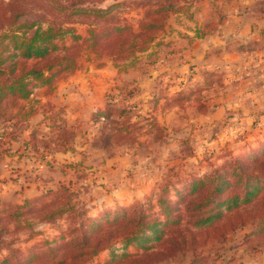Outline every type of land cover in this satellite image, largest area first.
<instances>
[{
	"label": "crops",
	"instance_id": "crops-1",
	"mask_svg": "<svg viewBox=\"0 0 264 264\" xmlns=\"http://www.w3.org/2000/svg\"><path fill=\"white\" fill-rule=\"evenodd\" d=\"M191 8L189 21L182 14L170 15L160 39L165 50L151 65L117 66L107 60L78 68L48 91L42 89L40 101H31L33 114L12 136L9 156L0 154V162L13 161L7 171L0 170V180L12 172L19 155L28 154L39 132L62 128L73 134L71 150L53 148L42 152L46 160L35 159L47 186L64 179L65 164L81 161L89 173L77 186L83 185L90 207L139 200L150 189V180L141 178L145 160L129 149L110 151L97 144L103 120L97 115L110 102L106 95L116 90L130 95L115 97L112 109L126 108L135 118L152 119L169 137H189L196 142L197 155L224 143L232 154L253 147L264 136V0H196ZM182 96L185 102L179 104ZM183 108L192 113L183 114ZM37 187L34 181L23 182L19 190L31 197L39 193ZM226 264H264V249L241 252Z\"/></svg>",
	"mask_w": 264,
	"mask_h": 264
},
{
	"label": "rangeland",
	"instance_id": "rangeland-1",
	"mask_svg": "<svg viewBox=\"0 0 264 264\" xmlns=\"http://www.w3.org/2000/svg\"><path fill=\"white\" fill-rule=\"evenodd\" d=\"M163 1L165 2V0H103L102 2L77 5L73 0H0V54L4 58L17 54L16 46L22 39L29 38L36 29L43 31L49 26L63 30L72 28L73 33L85 37L86 29L90 25L103 27L125 19L131 22L136 30V22L141 20L146 13L154 10L157 2ZM194 1L196 0H186L185 8L188 7L186 13L190 18H187L186 13H183L184 20L189 21L193 16L191 6ZM166 2H173V0ZM107 10L108 12L104 13ZM169 18L170 16H168L167 22ZM70 34L71 32L62 35L58 44L72 45ZM158 34L157 42H160L161 34ZM161 44H163L162 41ZM162 50L165 49L161 48V45H151L145 51L137 52L135 55L140 60L137 64L143 65V67L151 65L155 59L161 56ZM123 58L125 59L113 62L126 64L127 60H130L128 55H124ZM107 60H110L107 56L96 57L88 51H82L78 64L81 68L104 64L102 62ZM32 64L31 60H23L21 63L24 68H28ZM61 77L63 75L57 79ZM30 87L32 91L30 102L40 101L42 89L44 92L48 91L46 86H39L37 82H32ZM185 98L186 96H182L176 101L181 104L183 101L185 102ZM9 102L7 99L0 102V116L14 114L22 107L25 108L27 104L24 101H14L15 105L11 106ZM122 110L121 108L113 109L109 118L99 123L101 132L99 145L107 146V150L110 151L129 149L139 158L145 160L144 162L148 166L145 167L146 172L141 175V178L150 180L148 192L146 191L147 193L139 200H134L126 206L114 205L106 208L94 204L93 207H90L87 203V196L83 197L85 192L83 193V190L77 188L79 182L85 181V178L79 180L80 176L86 177L89 173L84 171L87 167L81 166V161H70L64 165L65 169H61L64 179L59 181V185L55 184L51 187L52 189H48L52 191L47 193L45 191L47 184L37 172L38 169L34 164L35 159L37 162L42 159L46 160L42 152L54 148L53 138L57 132H53L52 129L41 131L34 144V147L37 148L36 151L30 149L28 154L19 155L11 168L12 172H8L9 175L5 173L0 180L2 184V189H0V261L7 258L9 259L7 264L14 262L31 264L33 261L34 264H48L52 259V254L55 255L54 264H58L60 258L66 256L68 251L76 252L78 250L71 244L66 247L72 235L68 232L76 227V224L89 225V220H97L103 212L115 210L117 207H130L141 203L145 208L149 202L154 204V199L163 185H168V196L172 202H175L177 198L174 190H182L190 177L207 174L214 168L228 164L232 159H245L259 146H264L263 136L253 147L244 146L243 149L246 150L241 154H232L233 151L229 150L224 143L221 147L211 145L210 148L208 147L209 150H203L197 155V146L194 140L187 136L169 137L165 133V128L154 120L135 118L136 115L133 116L131 110L127 113H123ZM194 111L196 112V110ZM182 112L183 114L192 113L189 108H183ZM261 127L264 128V126ZM173 135H179V133L176 132ZM38 151L40 155L36 156ZM6 155L9 156V154ZM3 160L0 162V170L5 172L9 167L8 164L12 165L13 161L11 162V158L10 160L3 158ZM30 165L32 167L26 168ZM74 169L83 172L82 175L75 173ZM30 181L37 183L39 193L33 195L30 193L32 196L27 197V194H21L19 188L23 182ZM61 186L69 188L67 191L69 193L62 192L59 189ZM81 187L83 189V185ZM90 197L95 198L94 195ZM68 199L74 205V210L67 213L68 217L63 216L53 223H44L39 220L41 215L53 210ZM93 229L88 226L84 230L90 236L94 233ZM193 232L195 234L193 250L176 253L169 259L158 261L160 262L158 264H192V262L193 264H226L241 252L264 249V231L259 232V228H256L253 223H247L243 227L228 232L224 239L217 237L219 231L214 230L213 226L194 229ZM60 236L63 238L59 239ZM113 242L111 247L91 257L85 264H105L113 256L116 263L112 264H145L141 260L138 263L130 262L127 253H135V251L129 252L128 248L122 250L117 240ZM9 251H13L12 254H9ZM157 259L159 260V257ZM68 262L67 259L65 264Z\"/></svg>",
	"mask_w": 264,
	"mask_h": 264
},
{
	"label": "trees",
	"instance_id": "trees-1",
	"mask_svg": "<svg viewBox=\"0 0 264 264\" xmlns=\"http://www.w3.org/2000/svg\"><path fill=\"white\" fill-rule=\"evenodd\" d=\"M73 1L80 5L103 0ZM166 1L157 2L154 10L137 21L136 30L131 22L125 19L103 27L90 25L86 29L85 37L73 33L72 28L63 30L49 26L43 31L36 29L29 38L22 39L16 46L17 54L7 58L0 54V102L7 99L11 106L15 105L14 101L27 103L25 108L22 107L14 114L0 116V154H8L12 136L20 130L19 124L34 112L30 102L32 82L50 89L60 75L68 76L79 68L78 59L82 51H88L96 57L107 56L112 62L125 59L124 55H128L130 60L123 65L134 67L140 61L135 55L137 52L145 51L151 45H162L161 41L157 42L158 33L163 32L168 16L187 12L186 0ZM107 12L108 10L104 11ZM185 15L190 18L187 13ZM70 32L72 45L58 44L62 35ZM23 60H31L33 64L24 68L21 65ZM126 95H130V92L116 90L113 94L108 93L106 96L110 102L107 103L105 112L97 117L108 119L113 110L110 107L111 101L115 97L125 99ZM122 112L126 113V108H123ZM72 139L73 134L61 128L53 138V146L57 151H70ZM106 147L103 148L107 149ZM36 149L34 145L31 147L32 151ZM74 171L78 175L83 173L78 169ZM84 178L85 176H80L79 180ZM77 188L82 190L80 185ZM48 189H52L51 186L45 187V191L50 193L52 190ZM59 189L69 193V188L65 186ZM174 191L177 198L175 202L168 196V185H163L154 199V204L149 202L145 208L141 203L130 207H117L115 210L103 212L97 220H89V225L76 224V227L68 232L72 235L66 247L71 244L78 250L68 251L66 256L60 258L58 264H65L67 259L68 264H85L91 257L111 247L115 240L122 250L132 248L135 251L127 253L130 262L138 263L141 260L145 264H158V261L169 259L176 253L193 250L194 229L213 226L214 230L219 231L217 237L221 239H224L228 232L247 223L255 224L259 232H263L264 146H259L245 159H232L228 164L214 168L207 174L192 176L182 190ZM72 210L74 205L68 199L41 215L39 220L53 223L63 216L68 217L67 213ZM88 226L94 228L93 235L86 234L84 229ZM62 238L63 236L59 237ZM54 257L55 255L51 254L52 259L48 264H54ZM8 260L3 258L0 264H7ZM34 263L33 261L31 264ZM112 263H116L114 256L105 264Z\"/></svg>",
	"mask_w": 264,
	"mask_h": 264
}]
</instances>
